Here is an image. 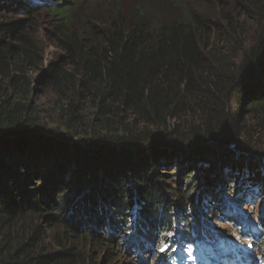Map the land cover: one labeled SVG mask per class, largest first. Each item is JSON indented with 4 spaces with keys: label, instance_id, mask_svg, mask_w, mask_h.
I'll list each match as a JSON object with an SVG mask.
<instances>
[{
    "label": "trees",
    "instance_id": "obj_1",
    "mask_svg": "<svg viewBox=\"0 0 264 264\" xmlns=\"http://www.w3.org/2000/svg\"><path fill=\"white\" fill-rule=\"evenodd\" d=\"M233 1L237 15L230 5L217 19L180 4L166 20L145 5L128 17L122 3L94 12L80 0H0V264H114L125 254L136 264L129 246L143 262L174 264L206 241L228 264L261 235L233 219L239 238L222 249L227 232L199 215L219 182L240 191L228 165L242 168V158L226 149L247 151L243 120L264 128V0ZM43 10L60 52L45 65ZM41 83L49 107L33 99ZM182 162L171 185L162 170ZM259 166L244 165L247 183L264 180ZM157 238L172 247L155 253Z\"/></svg>",
    "mask_w": 264,
    "mask_h": 264
},
{
    "label": "rangeland",
    "instance_id": "obj_2",
    "mask_svg": "<svg viewBox=\"0 0 264 264\" xmlns=\"http://www.w3.org/2000/svg\"><path fill=\"white\" fill-rule=\"evenodd\" d=\"M68 1L72 0H62V3L68 4ZM82 1V7L85 9L88 8L93 9L94 12H97V5L102 6L104 4H107V6H114L116 3H122L124 7L125 13L128 15H134L136 13V7H142V6H148L150 10H154L155 12H162L164 14V19L171 20L174 17H177L180 15V4L187 5L188 7H191L192 9H196L201 12L208 13L212 17H217V19L222 17V14L230 5V9L234 14H238L241 12L240 6L238 2H235L233 0H227L228 5L223 7L224 2L221 0H80ZM9 18H18L22 17L20 14H11L8 16ZM37 17V26L40 29L39 33L43 38V42L45 43V62L44 65L51 59H55L56 55L60 54L59 50H57L53 45V39H52V32L53 27L52 25L55 23V21L51 20V17L48 15V13L43 10L41 13L38 12L36 14ZM251 22L247 21L245 23V27L248 29L246 30L247 36L246 38L249 40H254L256 33L254 32L251 27ZM38 72L41 71H31V75L35 76ZM53 98V94L51 90L44 86L43 83L38 84L34 87V95L33 99L35 100V104H37L39 107H49L51 105V99ZM236 106L237 104L232 102L231 109L233 112H236ZM50 126L53 127L55 125V119H49ZM243 125L246 127H249V135L246 137V141L248 142L249 146L247 147V151L244 153L240 150L236 149L234 144L232 146H228V149H226V153L229 154H237L239 158H242L243 167L245 164H251L252 162L256 161L260 166V170H264V128L256 129L255 121L252 119L245 118L243 120ZM49 135V134H47ZM48 137V136H47ZM38 147V146H36ZM102 156H107L106 150H100L99 152ZM130 156H132V160H134L135 154L130 152ZM118 156H113V159H117ZM258 158V160L256 159ZM177 165V164H176ZM234 164L228 165L231 169V173L235 175V180L237 181L238 187L240 188L239 192L235 194V196L228 193V187L227 184H224L223 187H221V182L217 184L216 189L212 190V193H209V191L206 190L205 197L209 198L208 206L199 212V215L202 214L204 210H206L207 215L202 216V222L205 227H207V221L209 220V223L213 225V229H222L227 234H223V240L225 241H236L239 234L238 231L230 225V221L233 219L238 218L240 221H244L246 224H248L252 230V232H255L256 230H261V235H258L257 238H254L250 242L246 241L244 246L249 249V251L255 255V261L256 264L259 263V259L263 262L264 261V251L259 252L256 251L257 243L259 245H264V180H254V185H251L250 183H247L250 181V179H247L249 175L247 173L242 172V168L234 167ZM183 167V162L180 163L178 166H175V164H169V166L165 167L162 171L164 172V180H168L171 183V185H175L176 181V174L179 173L181 170L180 167ZM59 167L55 164L53 167H46L43 168V173H46L49 171L50 174H54L58 171ZM245 169V168H244ZM191 170H185V174L190 172ZM72 172V170L69 171V173ZM100 173V172H99ZM98 173V176L101 174ZM221 175V174H220ZM221 177V176H219ZM219 181V180H218ZM230 181V180H229ZM206 187V186H205ZM207 189V187H206ZM222 192L220 200H218L214 194ZM240 201V203L236 202ZM200 203H203L202 200ZM196 206L198 203L195 204ZM206 206V204H205ZM229 208H232L231 210H228ZM197 209H199V206H197ZM212 211H214L215 215L212 216ZM180 213L179 211H176V214ZM220 216H223L224 218H219ZM193 217V215H191ZM211 217L213 219H211ZM262 218V219H261ZM179 221V218L177 219ZM207 220V221H206ZM180 224V223H179ZM130 227V224L128 225ZM130 230V228H129ZM250 230V229H249ZM247 230L248 232H250ZM136 233V232H135ZM134 233V234H135ZM175 233V232H174ZM253 235V236H254ZM122 239L128 240V237H124L123 233H121ZM170 237V236H169ZM259 238H261L260 241H257ZM158 240H155L157 242ZM160 243V242H159ZM209 242H206L205 248H202V250H207V253H204L202 251L199 252V254L196 256L198 259L197 261H200L199 258H207L208 261L212 258V255H210V248L207 245ZM148 243L145 244V246ZM132 250V254L139 256L136 257V264H143L151 262V259H154V256H151L150 259H145L143 262L142 259L146 258L142 255H137L136 250H133L131 246H129ZM95 249V248H94ZM104 249L100 248L98 253V260L99 262L104 260V257L106 255ZM206 254L207 257L204 255ZM257 255V256H256ZM259 255V256H258ZM130 254L122 255L120 260L116 261L114 264H127L131 263ZM139 259V260H138ZM133 261V260H132ZM105 264V263H104ZM112 264V262L110 263Z\"/></svg>",
    "mask_w": 264,
    "mask_h": 264
},
{
    "label": "clouds",
    "instance_id": "obj_3",
    "mask_svg": "<svg viewBox=\"0 0 264 264\" xmlns=\"http://www.w3.org/2000/svg\"><path fill=\"white\" fill-rule=\"evenodd\" d=\"M175 237V235H173V236H170V241H172L173 240V238ZM156 240H158L157 242H156V244H161V246H163V245H165V244H167V243H164V241L163 240H161V239H156ZM160 242V243H159ZM167 245H169L170 247H172V245L169 243V244H167ZM158 252H160V250L159 249H157V251H155V253H158Z\"/></svg>",
    "mask_w": 264,
    "mask_h": 264
},
{
    "label": "snow or ice",
    "instance_id": "obj_4",
    "mask_svg": "<svg viewBox=\"0 0 264 264\" xmlns=\"http://www.w3.org/2000/svg\"><path fill=\"white\" fill-rule=\"evenodd\" d=\"M166 235H167V236H173L174 233H172V232H168V233H166ZM238 238H239V237H237V239H238ZM168 247H169V245L165 244V245H163L159 250H160L161 252H165V251L168 249Z\"/></svg>",
    "mask_w": 264,
    "mask_h": 264
}]
</instances>
